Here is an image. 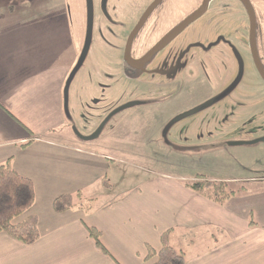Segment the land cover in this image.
Returning <instances> with one entry per match:
<instances>
[{"label": "crops", "instance_id": "1", "mask_svg": "<svg viewBox=\"0 0 264 264\" xmlns=\"http://www.w3.org/2000/svg\"><path fill=\"white\" fill-rule=\"evenodd\" d=\"M4 16L0 165L10 163L32 180L34 205L14 223L36 217L40 238L25 245L0 232V264H155L157 258L146 260L148 247L159 251L170 230L171 245L186 254L187 264H264V194L242 185L264 177L226 179L239 188L223 205L178 184L118 191L107 183L116 157L78 142L71 128L77 89L70 99L72 115L64 91L77 49L68 7L62 0L9 21ZM78 193L95 200L91 212L55 211L57 198ZM88 227L101 232L108 255L96 247Z\"/></svg>", "mask_w": 264, "mask_h": 264}, {"label": "rangeland", "instance_id": "2", "mask_svg": "<svg viewBox=\"0 0 264 264\" xmlns=\"http://www.w3.org/2000/svg\"><path fill=\"white\" fill-rule=\"evenodd\" d=\"M120 1L126 3L121 8L125 14H140L151 0H114L118 11ZM171 1L178 0H166L162 7H168ZM58 2L62 3V0H0V15H5L1 19L9 21ZM63 2L70 11L77 49L73 69L76 74L70 83L68 96L69 114L72 115L70 99L73 101L72 92L77 89L78 99L74 103V124L71 128L78 142H85L79 135L89 137L94 134L113 111L130 103L149 105H138L118 112L105 125L100 137L87 143L93 144L91 146H94L95 151L116 157L117 160L112 163L113 174L107 183L122 192L141 185L159 183L190 186L197 180L220 183L232 176L246 179L264 177V142L246 145L264 139V82L256 74L249 75L245 87L251 102L240 104L236 98V102L234 99H226L223 104L207 107L177 121L175 117L188 109L187 100L179 96V93L171 92L175 98L166 101L170 96L167 91L142 86L117 76L122 67V55L128 38L125 32L131 30L130 26L122 29L110 23L98 0H93L92 35L85 52L86 0ZM195 5V0L182 1L184 12L191 11ZM255 6L260 26L264 21V3ZM226 20V26L221 24ZM150 27L151 24L147 23L139 33L135 48L147 41ZM260 27L264 28V23ZM225 34L236 41L244 39L247 44L249 19L238 0H215L204 16L179 37V47L199 39H213ZM145 78L144 75V82L147 80ZM98 84L101 86L99 91L96 89ZM189 86L197 97H201L206 90L200 81L192 82ZM227 86L225 84L220 89L223 91ZM88 90L90 93H87ZM78 92L81 93L79 96ZM81 97L82 101L78 102ZM231 143L245 145L231 146ZM242 185L250 189V192L260 191L264 194V182ZM233 188L239 186L234 185ZM169 198L174 200L172 196ZM200 242L201 248H204L206 239H200Z\"/></svg>", "mask_w": 264, "mask_h": 264}, {"label": "flooded vegetation", "instance_id": "3", "mask_svg": "<svg viewBox=\"0 0 264 264\" xmlns=\"http://www.w3.org/2000/svg\"><path fill=\"white\" fill-rule=\"evenodd\" d=\"M182 1L186 0L171 1V5L162 7L166 0H151L140 14L132 12L125 14L121 10L126 4L123 1L118 4L120 6L118 11L114 0H98L101 10L106 13L110 23L122 27V29L130 26L131 29L125 32V37L128 38L122 55V67H120L117 76L129 79L142 86L147 85L167 91L170 96L167 95L166 101L175 98L173 97L175 94H170L171 92L176 91L179 93V96L181 95L182 98L187 100L188 109L175 117L177 121L188 117L193 111L197 110L196 112H198L207 107L223 104L226 99H234L235 102L238 99L239 102L237 103L240 104L251 102L249 93L245 89L249 75L254 73L261 82H264V28L260 27L264 21L259 26L255 6L256 4H263L264 0H248L256 16L255 41L252 42L251 39L252 22L245 4L246 0H238L243 5L249 19L247 44L244 39L236 41L225 34L216 36L213 39H199L179 47V37L204 16L215 2V0H195V7L189 12H184ZM156 2H159L158 5L147 14ZM203 7L204 10L198 19L185 29L181 28L189 18L198 13ZM225 8L226 6H224ZM86 9L88 24V0H86ZM92 9L94 11V4ZM262 13L264 18V10ZM226 22L228 20L221 22V24L226 26ZM147 23L151 24L147 41H144L140 47L136 46L135 48V40ZM259 34L260 38L258 37ZM128 45H131V47L127 56ZM144 75L147 78L145 82L143 81ZM146 81L148 82L146 83ZM195 81L203 82L205 85L206 90L202 94V98L191 92L192 88L189 85ZM225 84L228 86L222 91L220 87ZM140 105L149 106L139 103ZM233 144L235 143L230 145L233 146Z\"/></svg>", "mask_w": 264, "mask_h": 264}, {"label": "trees", "instance_id": "4", "mask_svg": "<svg viewBox=\"0 0 264 264\" xmlns=\"http://www.w3.org/2000/svg\"><path fill=\"white\" fill-rule=\"evenodd\" d=\"M189 187L221 205L236 194L227 182L197 180ZM35 198L32 180L18 174L10 163L0 165V232L6 233L12 239L25 245L35 244L40 238L38 219L29 217L19 224L14 223L33 207ZM94 203L95 200H86L78 193L74 197L67 195L57 198L54 202V209L59 214L74 208H80L87 213L92 211ZM87 231L96 247L108 255L102 244L101 232L93 227H88ZM171 233L170 230L162 235V248L159 251L148 247L147 261L157 258L155 264H187L186 254L171 245Z\"/></svg>", "mask_w": 264, "mask_h": 264}, {"label": "water", "instance_id": "5", "mask_svg": "<svg viewBox=\"0 0 264 264\" xmlns=\"http://www.w3.org/2000/svg\"><path fill=\"white\" fill-rule=\"evenodd\" d=\"M160 2V1H159ZM159 2H156L152 8L148 11L147 14H149L151 12V10L156 7L158 5ZM245 3V2H244ZM246 6L248 8V11H249V14H250V18H251V22H252V42L255 41L256 39V35H255V23H256V16H255V13H254V10L252 8V5L250 4V2H248V0H246ZM93 3H92V0H88V24H87V40H86V45H85V52H87V49L89 47V44H90V40H91V35H92V26H93ZM205 7V5H204ZM204 7L196 14H194L191 18H189L182 26L181 28H186L189 24H191L192 22H194L196 19H198V17L202 14V11L204 10ZM147 16V15H146ZM145 16V18H146ZM144 18V19H145ZM135 34V33H134ZM133 34V35H134ZM131 40V39H130ZM131 44V43H129ZM131 47V45L129 46L128 45V49H127V56H128V53H129V48ZM128 58V57H127ZM131 60V59H130ZM75 70V69H74ZM72 71L71 74L69 75V78L66 82V87H65V91H64V94H65V101L67 102V99H68V90H69V86H70V83L73 79V77L75 76L76 72L75 71ZM136 105H139V103H130V104H127L126 106H123L117 110H115L114 112H112L103 122L102 124L99 126V128L96 130V132L94 134H92L91 136L89 137H83V136H80L79 135V138L82 140V141H85V142H91V141H94L95 139L99 138L105 125L108 123V121L112 118V116H114L115 114H117L118 112L124 110V109H127V108H131V107H134ZM201 109V108H200ZM197 111V110H196ZM196 111H193L191 113H194ZM78 134V133H77ZM258 142H264V139H260V140H257V141H253V142H249V143H246V145H253V144H256ZM233 145H238V146H243L245 145V143H236V144H233Z\"/></svg>", "mask_w": 264, "mask_h": 264}]
</instances>
